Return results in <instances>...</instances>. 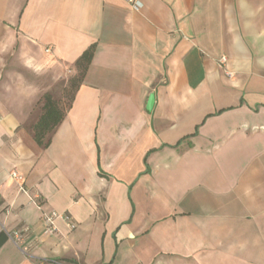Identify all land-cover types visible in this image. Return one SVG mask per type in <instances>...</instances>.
<instances>
[{
	"label": "crops",
	"instance_id": "1",
	"mask_svg": "<svg viewBox=\"0 0 264 264\" xmlns=\"http://www.w3.org/2000/svg\"><path fill=\"white\" fill-rule=\"evenodd\" d=\"M136 2L0 0V264H264V0Z\"/></svg>",
	"mask_w": 264,
	"mask_h": 264
},
{
	"label": "trees",
	"instance_id": "2",
	"mask_svg": "<svg viewBox=\"0 0 264 264\" xmlns=\"http://www.w3.org/2000/svg\"><path fill=\"white\" fill-rule=\"evenodd\" d=\"M94 50L95 45H92L82 53V56L76 62L77 73L68 79L65 87V104L48 93L42 96L38 103L41 114L37 123L33 125V139L37 145L43 148L50 146L52 133L65 120L67 110L72 106L76 98L75 95L83 84L95 54Z\"/></svg>",
	"mask_w": 264,
	"mask_h": 264
},
{
	"label": "built area",
	"instance_id": "3",
	"mask_svg": "<svg viewBox=\"0 0 264 264\" xmlns=\"http://www.w3.org/2000/svg\"><path fill=\"white\" fill-rule=\"evenodd\" d=\"M130 3H132V6L134 9H138L139 8V4L136 2V0H129ZM47 52H50L49 50H47ZM12 178L18 183L19 187H20V191L25 193L26 192V187H25V178L23 175L19 174L18 172H12ZM59 218H62L64 220L67 221L68 224H70L71 228L74 229L76 228V224L73 223L71 217H67L64 215H61L59 213H54L51 215H46L44 217V225H46V231L45 233L47 234H53L56 230V225H55V221ZM9 238L11 240H14L15 243L21 248L23 249V251H27V243L25 240V236L23 235L22 232L19 231H13V233H11L9 235Z\"/></svg>",
	"mask_w": 264,
	"mask_h": 264
},
{
	"label": "water",
	"instance_id": "4",
	"mask_svg": "<svg viewBox=\"0 0 264 264\" xmlns=\"http://www.w3.org/2000/svg\"><path fill=\"white\" fill-rule=\"evenodd\" d=\"M154 101H155V97H154V95H151V97H150V99H149V102H148V104H147V109H148L149 111L152 110V106H153V104H154Z\"/></svg>",
	"mask_w": 264,
	"mask_h": 264
},
{
	"label": "rangeland",
	"instance_id": "5",
	"mask_svg": "<svg viewBox=\"0 0 264 264\" xmlns=\"http://www.w3.org/2000/svg\"><path fill=\"white\" fill-rule=\"evenodd\" d=\"M71 76H73V75L70 74V75H69V78H70ZM69 78H68V79H69ZM67 81H68V80H67ZM66 83H67V82H66ZM66 85H67V84H66ZM66 85H65V87H66ZM65 87L63 88L61 98H56V99H58V100H60V101H63V104L66 103V100H64V91H65Z\"/></svg>",
	"mask_w": 264,
	"mask_h": 264
}]
</instances>
